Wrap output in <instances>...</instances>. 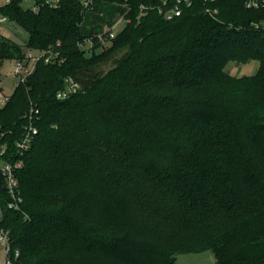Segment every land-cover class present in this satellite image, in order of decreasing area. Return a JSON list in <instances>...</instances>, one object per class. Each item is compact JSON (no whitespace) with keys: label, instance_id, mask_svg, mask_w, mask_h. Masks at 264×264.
Listing matches in <instances>:
<instances>
[{"label":"trees","instance_id":"16d2710c","mask_svg":"<svg viewBox=\"0 0 264 264\" xmlns=\"http://www.w3.org/2000/svg\"><path fill=\"white\" fill-rule=\"evenodd\" d=\"M181 1L172 18L159 8L178 0L0 6L28 33L0 36V69L30 49L59 53L0 106L7 159L38 129L18 208L0 177L12 264H176L205 250L264 264V2ZM251 61L253 74L227 68ZM70 77L81 89L59 99Z\"/></svg>","mask_w":264,"mask_h":264},{"label":"built area","instance_id":"2783aa9c","mask_svg":"<svg viewBox=\"0 0 264 264\" xmlns=\"http://www.w3.org/2000/svg\"><path fill=\"white\" fill-rule=\"evenodd\" d=\"M12 1H20L23 8L31 10L33 12H39L43 7H58L61 5V0H5L0 6L10 4ZM213 1V0H211ZM264 2V0H262ZM84 5L88 7L92 0H83ZM181 0H178L176 4L168 9L159 8L160 13H163L165 17L172 18L179 16L182 13ZM188 5L190 3L187 1ZM260 2L258 0H249L248 6L258 7ZM8 22H11L8 16L0 13V36H8L7 31ZM122 20L116 22L112 27L106 28L104 33L99 37L102 41L109 37H114L121 29ZM80 45L84 49H92L93 39L87 38L85 41L80 42ZM59 53L53 49L35 51L28 50L24 59H15L13 75L16 79L14 89L21 83L26 82L27 78L34 72L36 64L40 59H44L46 63L52 62L53 59H57ZM63 60H60L62 62ZM81 89V85L70 77L66 79V85L63 90H60L57 94L59 99L68 98L73 93H77ZM11 95H7L0 90V106L7 103ZM32 118V116H31ZM37 127L30 122L26 127V132L20 140L15 143V155L12 158L7 159L9 156V145L5 140V134L0 132V177L5 180V185L8 194L11 198L10 205L12 207H19L20 197V183L18 172L24 165V156L26 152L31 148L35 135L37 134ZM11 241L7 231L0 232V251L6 255L4 264H12L13 258L11 257ZM19 256V251H15V257Z\"/></svg>","mask_w":264,"mask_h":264},{"label":"rangeland","instance_id":"374dc122","mask_svg":"<svg viewBox=\"0 0 264 264\" xmlns=\"http://www.w3.org/2000/svg\"><path fill=\"white\" fill-rule=\"evenodd\" d=\"M5 0H0V4L4 3ZM8 31L7 35L12 40L25 44L28 39V33L18 24L13 21L7 24ZM15 65V59L4 60L2 67L0 69V90L7 95H12L15 87V77L13 75ZM258 61H251L247 64L238 65L235 62H231L228 65V70L232 71L234 74H253L258 68ZM2 217V209L0 205V219ZM6 255L4 252L0 251V264H4ZM176 264H216L214 254L211 250H205L201 252H191V253H181L176 257Z\"/></svg>","mask_w":264,"mask_h":264},{"label":"crops","instance_id":"0c3cea01","mask_svg":"<svg viewBox=\"0 0 264 264\" xmlns=\"http://www.w3.org/2000/svg\"><path fill=\"white\" fill-rule=\"evenodd\" d=\"M256 70H257V68H256ZM256 70H255V72H256ZM237 75H239V74H237Z\"/></svg>","mask_w":264,"mask_h":264}]
</instances>
